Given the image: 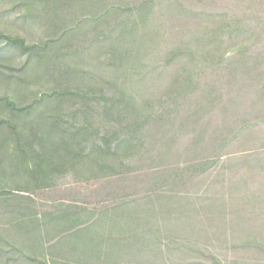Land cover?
I'll return each mask as SVG.
<instances>
[{
	"label": "trees",
	"instance_id": "obj_1",
	"mask_svg": "<svg viewBox=\"0 0 264 264\" xmlns=\"http://www.w3.org/2000/svg\"><path fill=\"white\" fill-rule=\"evenodd\" d=\"M20 5L15 25L43 35L0 31V60L23 58L22 76L0 67L10 248L29 264H264V0Z\"/></svg>",
	"mask_w": 264,
	"mask_h": 264
},
{
	"label": "rangeland",
	"instance_id": "obj_2",
	"mask_svg": "<svg viewBox=\"0 0 264 264\" xmlns=\"http://www.w3.org/2000/svg\"><path fill=\"white\" fill-rule=\"evenodd\" d=\"M25 5H20V0H0V31L6 30L4 32H9L12 34H21L26 36L28 42H33L37 41L40 37H42L43 32L42 31H36L32 30L26 27V29H20V26L15 25L16 21L15 19L17 16L22 14V12H27L28 9L27 7H23ZM15 21V22H14ZM22 57L19 54L13 55L12 58L10 59H5L3 58L0 60V67L1 66H7L10 67L13 71L18 70L21 66L22 62ZM3 61V62H1ZM17 76H22L23 74L20 73L19 71L15 72ZM31 79L28 78V81ZM35 82L32 80L33 86H35V92L39 90V86L37 84H34ZM16 91V89L13 87V85L9 86V91L8 95L9 97L12 96L13 98V93ZM26 92H23V96L21 97V102L26 103L27 101L24 98H29L31 95L25 94ZM0 95H5L4 93V88L3 85L0 84ZM26 96V97H24ZM0 113H4L3 107L0 105ZM13 147V145H11ZM8 154H12V150L10 149V152ZM7 154V155H8ZM7 159L11 161H7L6 167H3L0 170V188L3 186H9L12 184V179L9 176L12 172V164L13 160L15 159V156H5ZM11 216H9V219ZM8 219V220H9ZM8 229V226H7ZM4 233V232H3ZM0 232L1 239H0V264H29V262L25 261L23 258L24 256L21 257V252L20 251H13V249L10 248V245L8 244V239H10V236L7 233L3 234ZM8 244V246H7ZM12 246H16V243H11ZM26 253V252H25ZM17 258V261H14V259ZM12 259V261H10Z\"/></svg>",
	"mask_w": 264,
	"mask_h": 264
}]
</instances>
